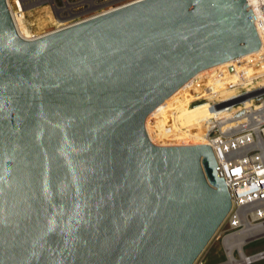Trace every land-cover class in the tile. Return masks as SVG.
Listing matches in <instances>:
<instances>
[{
  "label": "water",
  "instance_id": "obj_1",
  "mask_svg": "<svg viewBox=\"0 0 264 264\" xmlns=\"http://www.w3.org/2000/svg\"><path fill=\"white\" fill-rule=\"evenodd\" d=\"M245 0H134L33 39L0 0V264H193L230 198L206 143L144 118L256 51Z\"/></svg>",
  "mask_w": 264,
  "mask_h": 264
},
{
  "label": "built area",
  "instance_id": "obj_2",
  "mask_svg": "<svg viewBox=\"0 0 264 264\" xmlns=\"http://www.w3.org/2000/svg\"><path fill=\"white\" fill-rule=\"evenodd\" d=\"M132 1L134 0L125 3ZM76 2H80L83 9L92 8L91 0H61L60 6L55 0H10L16 13L43 4L51 6L55 15L58 14L56 10L61 8L60 15L64 14L61 15L62 19L71 15L68 11L71 13L77 9L79 4L75 5ZM245 2L251 10L250 20L257 33L260 48L256 54L245 60L251 67L245 68L242 65V68L234 71L237 78L246 79L243 82L238 81L229 89L213 91L210 96L195 103L204 102L208 111V117L204 120L202 118L199 124L205 128L204 143L212 150L217 175L223 178L230 198V208L219 226L220 229L222 224L227 225L228 231L218 234L223 252L226 251L223 244L226 235L247 232L240 246L242 257L239 251L230 250L234 258H240L239 264H250L264 259V249L250 254H245L242 250L243 245L264 236V0ZM64 3L68 7L71 5V8H65ZM109 9L111 8L104 11ZM96 14L99 12L89 16ZM79 16H73L71 19L75 20L71 22L63 20L56 25L73 24L87 18L85 16L79 19ZM259 34L262 35V40ZM224 260H227L226 254Z\"/></svg>",
  "mask_w": 264,
  "mask_h": 264
},
{
  "label": "bare ground",
  "instance_id": "obj_3",
  "mask_svg": "<svg viewBox=\"0 0 264 264\" xmlns=\"http://www.w3.org/2000/svg\"><path fill=\"white\" fill-rule=\"evenodd\" d=\"M5 1H6L7 10L10 14V17L12 19L14 27H15L17 33L21 37H23L25 39H33V38L39 37L41 35H44L46 33H49L51 31H54V29H52L51 31L41 33L39 35L32 34V32L29 31L25 27V24L23 22L24 21V12H22V13L14 12L12 9V5L10 3V0H5ZM91 1H92V7L95 6L96 5V4H94L95 0H91ZM102 2H104V1H102ZM51 4H52V2H51ZM105 4H107V2H105ZM64 6H65V8H67L68 4L64 3ZM98 6H102V5H98ZM47 7L52 8L51 6H47ZM114 7H111V9H113ZM70 8H71V5L68 7V9H70ZM108 8H110V7H107L105 9L100 10L99 14H100V12L101 13L106 12L104 10H106ZM38 9H40V8H38ZM111 9H109V10H111ZM60 10H61V8L56 10L58 14H56L55 20L58 23L60 20H62V18H61L62 16L60 15ZM67 13L72 15V12L70 13L68 11ZM78 14H79V12H78ZM92 16H94V15H92ZM92 16H89V17H92ZM89 17L87 16V18H89ZM39 18H40V16H39ZM87 18H84V19H87ZM84 19H82V20H84ZM45 23H44V25H45ZM60 25L61 26L56 25L55 30L60 29V28H64V27L69 26L71 24L60 23ZM40 31H41V28H40ZM30 32H31V34H30ZM259 35H260L261 40H262V35L261 34H259ZM259 50H260V48L258 47V50L256 52L253 51L251 53L237 57L235 59H232V60H229L226 62H222V63H219L217 65L203 69V70L197 72L190 79H188L179 88H177V90H175L172 94H170L167 98H165L158 106H156L151 112H149L145 116V118H144V129H145V132H146V135H147L149 141L155 145H181V144H191V143L194 144V143H198V142L204 143L205 139L199 138V137H192V136H189L186 134H181L180 132H178L174 128V126H173V115H174L175 111L178 108H180L181 106L196 102L197 100H200L201 98L210 96L213 93V91L218 92V91H221L222 89H226V88L229 89V87H232L238 81H240V82L245 81L246 78H244L242 80L237 78L236 73L234 71L242 68V65H244L245 68L251 67V64L248 61L245 63V60L248 57L256 54ZM207 114H208V111L206 109V106L204 103H202L196 109H194L190 112H187L184 115L186 125L190 126V125L199 123L202 120V118L204 120L205 118L208 117ZM238 233L239 232H234V233L226 235L223 238V242H224L223 244L225 245V249H226V251H224V254L227 255V260H224L223 262H221L222 264H239L240 263V258H234L232 256V254H230V250L233 249V250L239 251L240 256L242 257V252L240 250V246H241L242 239H243V237H245V235H247V232L241 233V234H238ZM221 263H219V264H221Z\"/></svg>",
  "mask_w": 264,
  "mask_h": 264
},
{
  "label": "rangeland",
  "instance_id": "obj_4",
  "mask_svg": "<svg viewBox=\"0 0 264 264\" xmlns=\"http://www.w3.org/2000/svg\"><path fill=\"white\" fill-rule=\"evenodd\" d=\"M55 1H56V4L58 6L61 5V0H55ZM72 1H74V0H72ZM102 1H104V2H102ZM127 1H130V0H95L94 4H96V5L93 6L92 8H89V9L81 8L80 2L79 3L76 2L75 5H78V4L79 5L76 7L77 9L72 12V15H69L67 17L64 16V18L62 20H60L59 22H61L63 20H66L67 22H71V21L75 20V19H71V18L73 16H76V14L80 15L78 17L80 19L82 17L89 16L91 14L99 12L100 10L105 9L107 7L111 8V7H114V6H118V5L123 4V3L127 2ZM105 2H107V4H105ZM98 5H102V6H98ZM38 8H40V9H38ZM90 9L94 10V11H91V12L88 11ZM27 10L24 12V21L23 22L25 24V27L29 31H31L32 34L39 35L41 33H45V32L51 31L52 29H54V27L58 23L55 20L56 19L55 18L56 15L54 13H52V9L48 8L46 5H43V4L42 5H37V6H34V7H30ZM78 12H79V14H78ZM61 15H64V14H61ZM39 16H40V18H39ZM44 23H45V25H44ZM40 28H41V31H40ZM31 32H30V34H31ZM196 102L189 103V104H186L184 106H181L180 108H178L175 111V113L173 115V126L181 134H186V135H189V136H192V137H199V138L205 139L203 137V134H204V131H205L204 126H202L199 123L188 126V125H186V121H185V117H184V115L187 112H190V111L196 109L198 106L201 105V104H195ZM191 144H193V143H191ZM226 228H227V225L222 224L220 229L218 228L216 230L214 235L211 237L210 241L207 243V245L202 250L200 255L196 258V260L194 261L193 264H200V262H201V264H219V263L224 261L223 247H222V244L220 243V237H218V234L221 233V232L223 234L228 232L226 230ZM261 249H264V236L256 238V239L248 242L247 244L243 245V248H242V250H243V252L245 254H250L252 252H255V251H258V250H261ZM250 264H264V259L254 261V262H252Z\"/></svg>",
  "mask_w": 264,
  "mask_h": 264
}]
</instances>
